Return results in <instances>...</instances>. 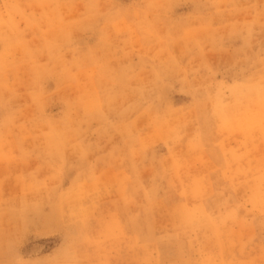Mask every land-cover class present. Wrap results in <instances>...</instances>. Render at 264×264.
Returning a JSON list of instances; mask_svg holds the SVG:
<instances>
[{"label":"rangeland","instance_id":"374dc122","mask_svg":"<svg viewBox=\"0 0 264 264\" xmlns=\"http://www.w3.org/2000/svg\"><path fill=\"white\" fill-rule=\"evenodd\" d=\"M0 264H264V0H0Z\"/></svg>","mask_w":264,"mask_h":264}]
</instances>
